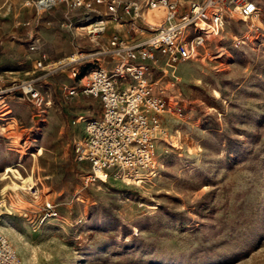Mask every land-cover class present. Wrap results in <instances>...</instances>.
<instances>
[{
    "label": "rangeland",
    "instance_id": "1",
    "mask_svg": "<svg viewBox=\"0 0 264 264\" xmlns=\"http://www.w3.org/2000/svg\"><path fill=\"white\" fill-rule=\"evenodd\" d=\"M26 1L0 0L1 31L24 10L35 15L37 0ZM256 1V15L229 19L198 57L154 74L171 109L157 174L144 182L105 170L86 182L92 164L78 159L75 142L88 114L75 124L68 109L83 97L90 63L80 81L69 83L68 69L43 78V110L23 100L0 116V228L23 259L264 264V0ZM41 12L55 16L61 36L76 26L68 16L79 17L65 0ZM17 69L3 56L1 72ZM64 82L78 93L67 95ZM47 201L58 216L46 214Z\"/></svg>",
    "mask_w": 264,
    "mask_h": 264
},
{
    "label": "built area",
    "instance_id": "2",
    "mask_svg": "<svg viewBox=\"0 0 264 264\" xmlns=\"http://www.w3.org/2000/svg\"><path fill=\"white\" fill-rule=\"evenodd\" d=\"M63 0H37L40 11ZM69 10L80 18L79 27L85 30L98 47L89 56L94 62L88 66L83 92L99 99L103 113L98 118L85 119L83 136L75 142L80 160L92 164L91 178L100 177L99 170L115 171L127 182L146 181L157 174V143L167 135L165 120L171 106L162 93L156 91L158 71L198 57L211 35H218L233 17L247 19L257 14L256 0H65ZM100 5H105L102 10ZM162 10L160 22L146 20L144 9ZM129 17L134 32L142 38L129 39L117 28L106 42L97 40L106 33L111 20L118 24ZM143 20L144 25L139 23ZM29 23V22H28ZM73 20L69 24L72 25ZM29 49L39 54L34 70L12 78L0 85V116L11 111L10 97L28 101L38 110L50 104L38 83L63 69L75 80L82 78L84 58L73 52L69 56L50 60L40 38H33ZM111 59L104 66L100 59ZM67 95H75V85H65ZM178 113L182 106H175ZM83 118V117H81ZM37 194L35 189L33 192ZM47 215L58 216L56 205L47 201ZM0 264H41L26 261L18 253L0 228Z\"/></svg>",
    "mask_w": 264,
    "mask_h": 264
},
{
    "label": "crops",
    "instance_id": "3",
    "mask_svg": "<svg viewBox=\"0 0 264 264\" xmlns=\"http://www.w3.org/2000/svg\"><path fill=\"white\" fill-rule=\"evenodd\" d=\"M185 1L188 2L190 0ZM29 2L30 0L26 1L24 4L29 5ZM100 8H102V10H105L106 6L100 5ZM143 15L146 20L160 22L163 20L164 12L162 10H153L147 8L144 9ZM52 16H54V14H52ZM54 17H51V15L49 14L44 15L39 9H37L35 15H29L28 11L24 10L20 13L18 17L15 18V20L11 19L10 22H8V28L5 29L4 32L0 29V42L2 44V49L0 52V61L2 63L3 56L6 55L7 57H11L12 60H15V67L18 68L17 70H15V75H10V73L4 74L3 72H1V70L0 85L5 82H8L12 78L21 76L22 70L25 71L28 69L27 72L34 70V67L36 66V59L38 58L39 54L29 49V44L33 41V38H40V41L43 43V50L45 51L46 56L50 60L55 59L57 57H63L68 53L77 52L80 56L84 57L81 60V62L84 63V66H86L88 63L94 62V57L89 55L94 53L95 50L98 49V47L90 41L89 34L85 30H82L79 25H77L80 22V18L68 16L69 19L74 21L76 26L72 29H66L67 31H63V34H65H62L61 36L60 30L58 29V23L56 22V19ZM128 20L129 17L125 16V22L121 25L111 20L109 22L106 33L102 35L103 37L101 41L106 42L110 34L113 33L117 28L120 30L123 36L129 39L142 38L144 34L138 31L134 32L131 29ZM139 23L141 25H144L143 20H139ZM82 36L84 38H82ZM99 62L106 66H110L112 63L111 59L102 58ZM11 69L14 70L16 68ZM5 76H8L9 78ZM80 80L82 79L79 78V81ZM73 81L76 80L70 77L69 83H72ZM64 84L66 85L67 83L64 82ZM81 86L83 87V85ZM80 92L81 94H83V97L79 99L78 105L76 107L68 109L70 112L79 115V118L74 121L75 124H78V122H80V119H82L81 117H85V114H88L87 118H98L103 113V104L99 99L90 94L84 93L82 89ZM23 100L24 99L20 97L11 96V111L13 109L12 105H14V107L20 106L23 104ZM98 105L100 106V110L95 111L94 113L93 110ZM10 121L12 120H9V122ZM82 124L83 132L80 133L79 139L84 134L85 123ZM33 154L36 155L37 153L34 152Z\"/></svg>",
    "mask_w": 264,
    "mask_h": 264
},
{
    "label": "bare ground",
    "instance_id": "4",
    "mask_svg": "<svg viewBox=\"0 0 264 264\" xmlns=\"http://www.w3.org/2000/svg\"><path fill=\"white\" fill-rule=\"evenodd\" d=\"M159 12V11H158ZM155 16V15H154ZM39 152V151H38ZM8 169H10V167H8ZM114 171V170H113ZM115 172V171H114ZM117 173V172H116ZM117 175H118V173H117ZM32 188V187H31Z\"/></svg>",
    "mask_w": 264,
    "mask_h": 264
}]
</instances>
